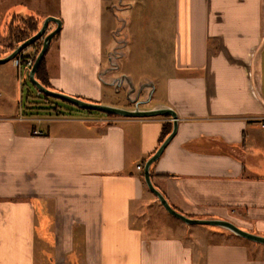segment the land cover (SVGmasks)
Instances as JSON below:
<instances>
[{"label":"crops","instance_id":"0c3cea01","mask_svg":"<svg viewBox=\"0 0 264 264\" xmlns=\"http://www.w3.org/2000/svg\"><path fill=\"white\" fill-rule=\"evenodd\" d=\"M103 2L59 0L47 87L100 100L102 86L116 90L109 81L125 74L136 89H156L119 73L126 42L116 30L106 36ZM174 9L165 101L143 109H173L177 132L152 164V182L183 215L264 236V0H174ZM115 48L119 69L103 75ZM7 108L0 105V264H264V245L222 228L171 223L167 234L145 223L165 210L143 174L170 117L108 116L59 129L64 120Z\"/></svg>","mask_w":264,"mask_h":264},{"label":"rangeland","instance_id":"374dc122","mask_svg":"<svg viewBox=\"0 0 264 264\" xmlns=\"http://www.w3.org/2000/svg\"><path fill=\"white\" fill-rule=\"evenodd\" d=\"M103 3L106 36L114 38L112 31L116 30L118 34L115 40L126 42V46H122L126 54L119 60L121 66L119 73L130 75L135 83L144 79H150L155 83L156 89L150 101L144 106L151 107L164 102L165 79L171 73L173 58L174 0H104ZM58 5L59 0H0V58L5 55V50H10L12 46L17 47V39L12 34L15 29L23 27L27 17L38 20L41 26L46 17L57 14ZM50 26L51 24L46 33L50 31ZM42 43L43 39H40L25 50L32 53L35 49L37 52L41 49ZM106 46L107 43L105 48ZM56 50L57 35L52 40L45 56L52 54L55 56ZM126 93L127 90L124 87L116 91L103 85L100 100L78 98L86 102L129 109L132 103L127 99ZM145 98L142 92L139 99ZM8 102L12 103L11 107L13 106L18 116L21 117L39 119L51 117L64 120L58 122L59 129H68L78 124L84 126V120L109 116L107 113L83 109L69 101L40 93L30 82L28 73L23 72L19 76L18 70L13 68L12 61L0 64V105L5 108L9 106L7 111L10 110ZM70 120L81 122L65 123ZM162 211V215L151 211L145 218L148 219L145 221L147 225L149 224L148 226H158L152 233L172 234L171 223L186 225L165 210ZM166 224L169 225L167 230L164 228L157 231L159 226ZM192 227L209 226L193 225Z\"/></svg>","mask_w":264,"mask_h":264},{"label":"water","instance_id":"95a60500","mask_svg":"<svg viewBox=\"0 0 264 264\" xmlns=\"http://www.w3.org/2000/svg\"><path fill=\"white\" fill-rule=\"evenodd\" d=\"M50 24H54L55 27L54 29L46 33ZM60 30H61V20L59 18L55 16L46 17L42 21L39 30L34 35L20 42L17 45V47H15L9 54L0 58V64L11 61L21 51L25 50L26 48H28L29 46H31L38 40L43 39L42 47L35 58L34 64L28 70L30 82L37 88V90L40 93H43L47 96H52V97H56V98L69 101L83 109L98 110V111L107 113L109 115H115L119 117H125V118H150V117H157V116L170 117L172 120L171 132L160 143L156 151L146 160L145 165H144L143 176H144V181H145L147 188L156 196L158 202L168 214L183 221L186 225H206V226H214V227L222 228L238 237L264 245L263 235L245 231L230 221H227L224 219H216V218L196 219V218H191L186 215H183L182 213L174 209L169 203V201L167 200V198L164 196V194L158 188L155 187L151 179V166L153 163H155L159 159V157L163 153L166 146L175 136L177 132V120L178 119H177V114L175 113V111L169 107H156L152 109H141L139 107L140 105L147 104L150 101L153 95V91L155 89V86L152 82L143 83L136 89L131 78L125 74L112 78L109 81V84L113 85L117 91L120 89L122 85L124 84L127 85V93H126L127 99H129V101L134 104L133 109H123V108L112 107V106H108L104 104L86 102L80 98L67 95L62 92L52 91L48 89L46 86H44L36 78L35 75L39 68V65L41 61L43 60V58L45 57V54L53 38L59 33ZM117 51L118 50L115 48L114 51L112 52L110 59H112L113 57L115 61L113 60V62H111L110 67L106 71L103 72V75H105L107 72H112V71H116L119 69V64L117 63V59L121 56V54H119ZM145 89L148 90L147 97L143 100H140L139 96L141 92Z\"/></svg>","mask_w":264,"mask_h":264},{"label":"trees","instance_id":"16d2710c","mask_svg":"<svg viewBox=\"0 0 264 264\" xmlns=\"http://www.w3.org/2000/svg\"><path fill=\"white\" fill-rule=\"evenodd\" d=\"M39 27H40V23L38 22V20L34 19L33 17H27L23 27L18 28V30L15 29L12 36H14L17 39L16 43L19 44L20 42L28 39L35 32H37ZM13 49H14V46H12L10 48V51ZM39 50L40 49H38L37 54H38ZM43 65H44V58L41 61L35 76L44 86L47 87L46 77H44V73H43ZM109 116H115V115H109ZM171 130H172V122L165 123L163 125L161 137L159 140V145L166 138V136L171 132Z\"/></svg>","mask_w":264,"mask_h":264},{"label":"built area","instance_id":"2783aa9c","mask_svg":"<svg viewBox=\"0 0 264 264\" xmlns=\"http://www.w3.org/2000/svg\"><path fill=\"white\" fill-rule=\"evenodd\" d=\"M37 52L34 49L33 52H27L26 50L21 51L14 59H12L13 66L18 70L19 76L23 72L28 73V70L33 66ZM262 128H264V122L262 123ZM141 169L140 166L137 167Z\"/></svg>","mask_w":264,"mask_h":264},{"label":"flooded vegetation","instance_id":"af4514ba","mask_svg":"<svg viewBox=\"0 0 264 264\" xmlns=\"http://www.w3.org/2000/svg\"><path fill=\"white\" fill-rule=\"evenodd\" d=\"M132 106H133V108H134V104L132 103ZM141 109H143L145 106L144 105H140L139 106Z\"/></svg>","mask_w":264,"mask_h":264}]
</instances>
